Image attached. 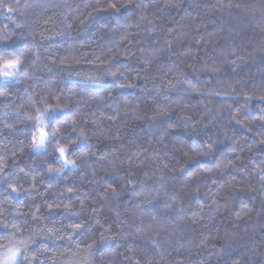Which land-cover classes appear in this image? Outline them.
<instances>
[{
	"label": "trees",
	"instance_id": "obj_1",
	"mask_svg": "<svg viewBox=\"0 0 264 264\" xmlns=\"http://www.w3.org/2000/svg\"><path fill=\"white\" fill-rule=\"evenodd\" d=\"M15 66L0 250L264 264V0H0Z\"/></svg>",
	"mask_w": 264,
	"mask_h": 264
},
{
	"label": "rangeland",
	"instance_id": "obj_2",
	"mask_svg": "<svg viewBox=\"0 0 264 264\" xmlns=\"http://www.w3.org/2000/svg\"><path fill=\"white\" fill-rule=\"evenodd\" d=\"M17 67H5L0 70V83H15L17 81ZM41 136V134H40ZM21 251L16 245H10L0 250V264H18Z\"/></svg>",
	"mask_w": 264,
	"mask_h": 264
}]
</instances>
